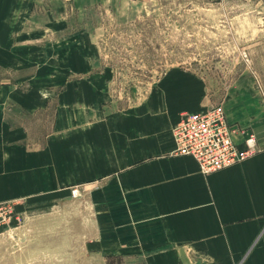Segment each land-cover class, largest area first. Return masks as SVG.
Wrapping results in <instances>:
<instances>
[{
	"label": "rangeland",
	"instance_id": "1",
	"mask_svg": "<svg viewBox=\"0 0 264 264\" xmlns=\"http://www.w3.org/2000/svg\"><path fill=\"white\" fill-rule=\"evenodd\" d=\"M19 2L28 16L13 23L9 11ZM0 12L19 32L0 50V86L54 95L9 112L27 152L45 146L62 91L78 94L69 101L86 108L91 135L99 122L169 115L173 141L184 114L221 106L264 148V0H4ZM15 38L21 49L10 52ZM7 201L16 217L0 226V264H145L99 249L75 188Z\"/></svg>",
	"mask_w": 264,
	"mask_h": 264
},
{
	"label": "crops",
	"instance_id": "2",
	"mask_svg": "<svg viewBox=\"0 0 264 264\" xmlns=\"http://www.w3.org/2000/svg\"><path fill=\"white\" fill-rule=\"evenodd\" d=\"M28 9L20 2L10 9L13 23ZM6 18L0 12V50L7 34L19 33L17 24L6 28ZM14 42L10 52L21 49ZM77 95H55L45 146L27 152L9 112L34 110L35 99L44 104L53 92L0 86V201L75 188L87 205L93 242L106 255L128 253L145 264H264V148L202 174L195 160L174 154L167 133L175 117L99 122L91 135L86 108L69 101ZM91 136L92 146L86 143ZM88 182L95 186L82 190Z\"/></svg>",
	"mask_w": 264,
	"mask_h": 264
},
{
	"label": "built area",
	"instance_id": "3",
	"mask_svg": "<svg viewBox=\"0 0 264 264\" xmlns=\"http://www.w3.org/2000/svg\"><path fill=\"white\" fill-rule=\"evenodd\" d=\"M172 137L174 154L195 160L202 174L225 169L258 152L255 135L231 125L221 106L184 114ZM15 205V201H0V226L16 217Z\"/></svg>",
	"mask_w": 264,
	"mask_h": 264
}]
</instances>
